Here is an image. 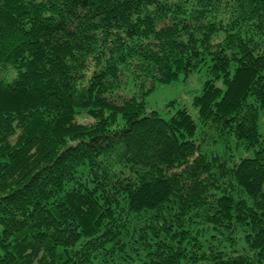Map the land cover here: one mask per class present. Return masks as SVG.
Segmentation results:
<instances>
[{"label":"trees","instance_id":"trees-1","mask_svg":"<svg viewBox=\"0 0 264 264\" xmlns=\"http://www.w3.org/2000/svg\"><path fill=\"white\" fill-rule=\"evenodd\" d=\"M263 119L264 0H0V264H264Z\"/></svg>","mask_w":264,"mask_h":264},{"label":"rangeland","instance_id":"rangeland-1","mask_svg":"<svg viewBox=\"0 0 264 264\" xmlns=\"http://www.w3.org/2000/svg\"><path fill=\"white\" fill-rule=\"evenodd\" d=\"M207 75L205 69L192 73L189 77L181 76L180 79L169 85H157L155 91L146 98V107L149 111H158L164 118H169L179 107H187L196 118V110L192 106L194 97L200 93ZM224 88V87H223ZM172 102H174L172 104ZM261 131L264 134V119L261 124ZM243 156L252 155L242 153Z\"/></svg>","mask_w":264,"mask_h":264}]
</instances>
